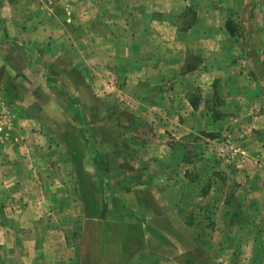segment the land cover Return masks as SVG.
Wrapping results in <instances>:
<instances>
[{
  "label": "rangeland",
  "instance_id": "1",
  "mask_svg": "<svg viewBox=\"0 0 264 264\" xmlns=\"http://www.w3.org/2000/svg\"><path fill=\"white\" fill-rule=\"evenodd\" d=\"M249 1L224 9L223 37L197 40L202 21L187 39L206 50L202 85L195 75L192 88L166 80L142 90L137 62L120 59L145 46L120 28L134 10L113 0H0V147L21 161L0 166L10 255L26 252L30 218L46 230L51 264L56 255L104 264L106 254L120 264L135 248L174 264H264V0ZM182 16L186 27L196 11ZM192 47L190 67L202 63ZM163 56L162 66L181 61Z\"/></svg>",
  "mask_w": 264,
  "mask_h": 264
},
{
  "label": "crops",
  "instance_id": "2",
  "mask_svg": "<svg viewBox=\"0 0 264 264\" xmlns=\"http://www.w3.org/2000/svg\"><path fill=\"white\" fill-rule=\"evenodd\" d=\"M114 4L117 6L124 5L125 8H129L130 10H134L136 20L134 19V16L132 18H129L126 22V26L120 27L123 33H125L127 38H137L140 37L138 40V43L141 42L143 44L145 42V46H135L136 50L132 51L129 54L121 55L122 54V45L119 43L113 44L111 49L114 53L117 51L121 56L120 59H123L126 62H131L135 60L138 64L137 70L140 71L138 76H135L133 78V85L136 87H147L142 90H149V89H156L160 87L166 80H176L178 84H181L182 81H187V86L191 87V85L195 84L191 82L192 77L195 75H198L199 82L198 85H202L205 79V75L203 73V69L205 66V48L199 47V43H197V46H191L190 42L187 41L188 38H190L195 33L196 29L199 27L201 22L203 21V24H207L206 29L203 31V35L199 34L197 40H201V38H208L210 37L211 31L215 32V34H220L223 37V34H225L227 31L224 29L225 23L227 21V17L224 16L223 11L224 9H227V7H237L239 9L240 7H245L249 3H251L249 0H113ZM230 1V2H229ZM194 9L196 11V19L194 20L195 23L187 24L186 27L183 26L186 24L185 17L182 16L185 10L188 8ZM231 10V9H230ZM155 16H159V19H155ZM204 19V20H202ZM137 24V25H136ZM121 32V34H123ZM228 33V32H227ZM25 34V33H24ZM110 34V33H109ZM107 34V35H109ZM23 35V34H22ZM90 37V40H94V32L91 34H88ZM202 35V36H201ZM217 36V35H215ZM112 39H114L113 35H110ZM111 39V40H112ZM167 40L171 41V43L164 46L162 43L159 44V42L155 40ZM181 39V43L178 44V48L175 50L176 45L175 44L178 40ZM175 42V43H174ZM173 43L175 46H173ZM94 46V43L92 44ZM190 47L195 49V52L202 55L201 56V62L198 66L190 67L188 64V58H187V49H191ZM192 50V49H191ZM170 51L171 60H174V57L176 53L181 56V61L178 64H174L171 62V65L162 66L160 63L162 62L164 56V52L168 54ZM184 52V53H180ZM89 53V52H88ZM208 53V52H207ZM183 55V56H182ZM125 56V59L123 58ZM131 60V61H129ZM170 60V61H171ZM164 61V60H163ZM189 66L187 70L184 71L186 67ZM137 78L144 79L142 80L143 86L137 82ZM196 78V77H195ZM262 85L264 86V77L261 78ZM191 83V84H190ZM181 86V85H180ZM139 87V88H140ZM192 88V87H191ZM137 89V88H136ZM141 91V90H140ZM183 95V94H182ZM164 97V96H163ZM176 98H172L171 101H175ZM188 101V99L184 95V99L182 100V103ZM11 148V145H7L5 147H0V166L5 167L7 170H14L16 168H19L21 164H17V161L21 162L20 159L17 160V157H10L8 158L5 154L10 153L9 151ZM28 172L31 171V168L33 166L32 162H27ZM88 166L91 165V162L87 163ZM17 170V169H16ZM90 170H88L89 172ZM2 176V174L0 173ZM5 176V174L3 175ZM5 176V179H2L6 185L7 183H11L13 180L12 176L13 174ZM90 177V176H89ZM31 182V179L26 181ZM41 183V182H40ZM28 186H31V183L27 184ZM31 192L29 190H26V197L28 200L32 199L30 197ZM1 195V194H0ZM5 195V194H4ZM2 196V195H1ZM40 198H45L47 196V192L43 189L40 191L39 194ZM5 197H10L7 193ZM81 196H79L80 198ZM168 200V196H167ZM80 204V202H78ZM82 205V204H81ZM94 206V205H93ZM83 207V206H82ZM28 210H32L30 207L26 208ZM99 209V208H98ZM167 212L170 214L174 213L173 209L167 208ZM4 211V209H0ZM123 210V209H122ZM122 210H119L121 212ZM6 211V210H5ZM95 211V210H94ZM97 211V210H96ZM106 208L105 205L102 207V214H105ZM96 213V212H94ZM96 214H101L96 213ZM90 216H93L90 215ZM90 217L86 216V219H89ZM39 221V220H36ZM29 223V224H27ZM32 224L30 222V218L26 219V252H22L19 255L12 256L8 253V241L5 234L8 235V230H10V227L7 226V223L0 220V247L3 252V256H0V261H3L5 263L11 264V262L20 263V264H51L54 263L53 259L46 260L45 254L42 253V249L44 246L45 241V229L38 227V224L33 220ZM103 229L108 232L107 238L105 240V246H107L111 243V241L114 239L109 232L112 229V223L111 221H104ZM41 225V224H40ZM39 225V226H40ZM116 227V226H114ZM120 229H122V225L118 226ZM174 226H172L173 228ZM119 228H116L119 230ZM190 229V228H188ZM81 230H86L85 227ZM4 234V236H3ZM2 237V238H1ZM121 239V236H120ZM84 239H81L80 242H77L75 244H71L72 246H84ZM168 241V239H167ZM68 246V245H67ZM107 250H105V253ZM25 253V254H24ZM159 257L155 256H149L148 259L145 257H142V253L138 251V248H135L129 256H127L125 261H121L120 264H145L151 262L152 259L161 260L162 263L165 264H174V258L172 256H169L168 254L164 255L162 253L158 254ZM64 256H57V262L60 264L62 262H69ZM77 257V256H76ZM65 259V260H64ZM104 264H109L108 262L112 263L113 258L111 255L106 254L103 257ZM108 262H107V261ZM77 263L84 264L81 256L79 258H76ZM86 263V262H85ZM153 264V263H152Z\"/></svg>",
  "mask_w": 264,
  "mask_h": 264
}]
</instances>
